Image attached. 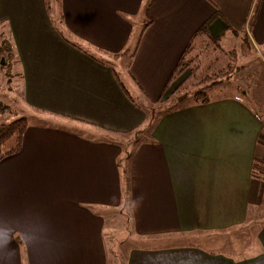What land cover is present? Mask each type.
Returning <instances> with one entry per match:
<instances>
[{"label": "crops", "instance_id": "0c3cea01", "mask_svg": "<svg viewBox=\"0 0 264 264\" xmlns=\"http://www.w3.org/2000/svg\"><path fill=\"white\" fill-rule=\"evenodd\" d=\"M53 1L60 29L50 22L51 0H0V35L12 42L31 112L21 148L0 161V207L23 208L36 222L55 224L49 238H67L66 247L49 249L48 264H105L86 206L120 204L126 175L135 235L213 237L264 223V121L255 107L208 96L144 124L147 112L109 59L128 50L135 19L145 18L127 68L154 107L203 25L211 39L230 32L264 48V0ZM143 125L144 136L131 134ZM131 264L245 260L224 259L210 246H171L134 251Z\"/></svg>", "mask_w": 264, "mask_h": 264}, {"label": "rangeland", "instance_id": "374dc122", "mask_svg": "<svg viewBox=\"0 0 264 264\" xmlns=\"http://www.w3.org/2000/svg\"><path fill=\"white\" fill-rule=\"evenodd\" d=\"M56 6L55 1L51 0L48 8L49 18L50 22L60 29L62 23L56 20V16H59V8L57 9ZM52 17L55 20H52ZM146 21L139 15L134 21V31L128 43V50L109 56L111 65L121 82L132 96H136V101L147 112L144 124L162 118L169 109H174L176 105L191 102L194 100L195 91L221 78L224 81L219 84L220 89L216 92L214 91L215 86L208 89V96L233 95L242 98L255 107L264 121V48L257 49L251 46L246 36L234 35L230 32L215 39L200 36L195 42L194 49L192 48L194 51L191 49L187 55L191 60L190 68H187L174 83L177 87L178 83L186 78L183 88L173 96H171L172 92L170 94L167 92L161 102L154 107L148 105L149 103L144 100L143 96L140 97L138 89L128 75L127 68L131 54L135 50L136 39L137 41L139 39L140 32L137 31ZM14 63L7 66L0 65V102L9 107L8 111L0 114V121L4 122L31 115V112L23 107L20 79ZM180 95L182 97L178 98L177 102L174 98ZM145 130V125H143L140 131L131 134L139 138L146 134ZM129 135L130 133L126 134V136ZM125 178L127 175L121 177L119 189L122 195L123 188L126 196V185L123 181ZM125 196L119 197L120 204L114 206H108V204L86 206L91 216L97 219L96 223H91V239L100 240L101 244L98 248L104 254L105 264H131L134 251L144 253L146 250H155L157 247L171 246H198L199 249L210 246L224 259H232L235 263L245 260V264L248 261L264 264V239L258 238L259 228L264 226V223L257 226L249 224V227L243 231L223 232L213 237L198 234L200 236L197 238L181 236L179 239L168 240L166 238L168 235H155V237H146L145 234L140 233L135 235L131 209ZM58 225L66 224L59 223ZM53 226H55L54 223L36 222L23 208L11 207L7 211V208L0 207V264H48L49 257H53L49 249L66 247L67 242L65 236L59 241L48 237L47 231Z\"/></svg>", "mask_w": 264, "mask_h": 264}, {"label": "trees", "instance_id": "16d2710c", "mask_svg": "<svg viewBox=\"0 0 264 264\" xmlns=\"http://www.w3.org/2000/svg\"><path fill=\"white\" fill-rule=\"evenodd\" d=\"M1 23L2 22H0V26H3ZM207 33V26L203 25L195 35L199 34L203 38L211 39L209 37H206L205 34ZM194 45V43H189L187 45L183 55L181 56L172 75L169 78L166 91L169 94L172 92L171 96H173L177 91L179 92L181 88H183V84H185V81L187 80L186 78H184L180 83H178L177 87L174 86L175 80L180 78L181 74H183L187 68H190L189 64L191 60L188 59L187 55L189 54V51L194 47ZM0 61V65L2 66H7L8 64H13L15 62V53L12 42L9 38L5 37L4 34L0 35ZM190 76L191 73L189 74V77ZM223 81V78H221V80H213L212 82L204 85L202 89L195 91L193 93V102H206L208 100L207 90L219 85ZM181 97L182 95L176 96L174 99L177 101V99H181ZM8 110L9 107L0 102V114H3ZM26 129L27 119L25 116L17 117L9 122H0V161L6 156L15 154L19 151V149L21 148L22 136Z\"/></svg>", "mask_w": 264, "mask_h": 264}]
</instances>
